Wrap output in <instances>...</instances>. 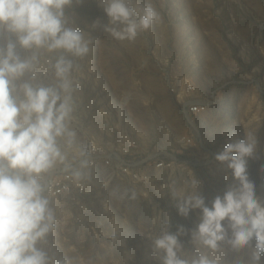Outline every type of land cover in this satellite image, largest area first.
<instances>
[{
  "label": "rangeland",
  "instance_id": "rangeland-1",
  "mask_svg": "<svg viewBox=\"0 0 264 264\" xmlns=\"http://www.w3.org/2000/svg\"><path fill=\"white\" fill-rule=\"evenodd\" d=\"M145 3L160 21L134 41L105 31L103 0H72L65 18L90 40L85 57L17 47L22 59L34 57L18 85L58 87L57 59L72 61L67 125L75 140L68 146L60 139L66 160L57 164L84 158L80 150L87 156L91 143L106 152L128 151L129 160L177 161L170 171L141 170L147 180L140 185L121 179L107 185L99 202L50 201L53 230L38 247L50 264H162L154 239L183 225L180 258L206 253L220 264H250L251 247L237 251L221 242L216 252L198 248L191 231L200 211L178 215L171 190L198 192L208 204L223 195L235 182L214 154L252 130L258 147L248 175L264 198V0H129L138 10ZM8 39L0 33V47ZM194 104L208 107L188 119L183 112Z\"/></svg>",
  "mask_w": 264,
  "mask_h": 264
},
{
  "label": "clouds",
  "instance_id": "clouds-1",
  "mask_svg": "<svg viewBox=\"0 0 264 264\" xmlns=\"http://www.w3.org/2000/svg\"><path fill=\"white\" fill-rule=\"evenodd\" d=\"M72 0H0V33L9 36L0 47V264H50L48 254L38 247L53 230L55 216L41 177L66 154L60 139L71 146L75 133L68 128L72 107V85L67 73L72 61L60 56L54 67L60 78L58 87H34L25 81L17 84L33 67L32 59H22L17 47L29 50H63L83 58L90 40L76 28L67 26L65 8ZM109 24L105 31L120 41H134L141 30L147 31L160 21L151 3L136 9L129 0H103ZM94 27L96 24L93 25ZM258 147L256 132L245 130L243 137L230 138L214 160L231 173L234 185L217 195L210 204L198 192L171 190L178 215L188 217L200 211L199 222L191 231L198 248L216 252L221 242L233 250L251 247L250 264H261L264 257V198L256 194L249 179L248 163ZM86 157V151L80 150ZM90 161L84 158L72 172L79 181L89 176ZM192 187L196 185L193 180ZM177 232L164 231L154 241V249L163 253L162 264H220L201 253L192 259L178 256L181 244ZM58 264H69L67 260Z\"/></svg>",
  "mask_w": 264,
  "mask_h": 264
},
{
  "label": "built area",
  "instance_id": "built-area-1",
  "mask_svg": "<svg viewBox=\"0 0 264 264\" xmlns=\"http://www.w3.org/2000/svg\"><path fill=\"white\" fill-rule=\"evenodd\" d=\"M206 104H194L184 111L189 119L205 111ZM128 151H105L90 144L86 157L90 161L87 171L89 176L77 181L72 172L80 168V161L76 160L69 165L57 164L41 177V183L45 186V195L49 201L65 200L75 204L83 202H99L109 184H114L121 179L133 185H140L147 179L141 170L153 167L155 170L170 171L173 167L174 157L169 160H156L149 157L144 160H129ZM177 162V161H176Z\"/></svg>",
  "mask_w": 264,
  "mask_h": 264
}]
</instances>
